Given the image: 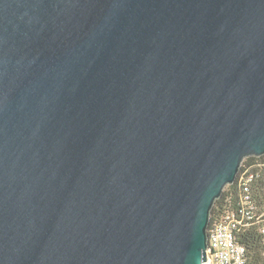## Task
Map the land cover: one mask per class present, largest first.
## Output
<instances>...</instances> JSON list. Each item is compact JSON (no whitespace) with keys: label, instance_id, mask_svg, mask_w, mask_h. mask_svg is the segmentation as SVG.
<instances>
[{"label":"water","instance_id":"1","mask_svg":"<svg viewBox=\"0 0 264 264\" xmlns=\"http://www.w3.org/2000/svg\"><path fill=\"white\" fill-rule=\"evenodd\" d=\"M264 155V0H0V264H208Z\"/></svg>","mask_w":264,"mask_h":264},{"label":"built area","instance_id":"2","mask_svg":"<svg viewBox=\"0 0 264 264\" xmlns=\"http://www.w3.org/2000/svg\"><path fill=\"white\" fill-rule=\"evenodd\" d=\"M256 176L247 170L239 172L236 181L241 191L240 199L232 210L209 225L208 264H245L246 247L238 242L240 231L250 227L257 220V200L253 193ZM235 181V182H236ZM264 232V228L262 229Z\"/></svg>","mask_w":264,"mask_h":264},{"label":"trees","instance_id":"3","mask_svg":"<svg viewBox=\"0 0 264 264\" xmlns=\"http://www.w3.org/2000/svg\"><path fill=\"white\" fill-rule=\"evenodd\" d=\"M247 170L256 178L253 182V193L257 202V214L255 221L250 227L240 231L238 242L246 247L245 264H264V155L246 158L241 167V172ZM238 181L227 186L222 196L216 201L210 223L219 221L222 216L232 210L240 199Z\"/></svg>","mask_w":264,"mask_h":264}]
</instances>
